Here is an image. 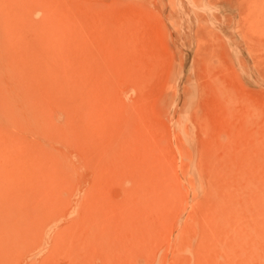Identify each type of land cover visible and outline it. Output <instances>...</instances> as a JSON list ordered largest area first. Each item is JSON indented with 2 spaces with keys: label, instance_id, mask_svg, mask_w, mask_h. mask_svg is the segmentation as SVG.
I'll return each mask as SVG.
<instances>
[{
  "label": "rangeland",
  "instance_id": "rangeland-1",
  "mask_svg": "<svg viewBox=\"0 0 264 264\" xmlns=\"http://www.w3.org/2000/svg\"><path fill=\"white\" fill-rule=\"evenodd\" d=\"M0 264H264V0H0Z\"/></svg>",
  "mask_w": 264,
  "mask_h": 264
}]
</instances>
